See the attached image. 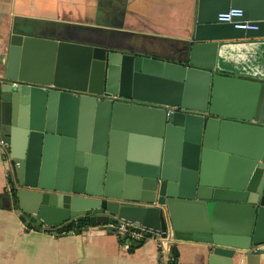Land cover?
I'll use <instances>...</instances> for the list:
<instances>
[{
  "label": "water",
  "instance_id": "water-1",
  "mask_svg": "<svg viewBox=\"0 0 264 264\" xmlns=\"http://www.w3.org/2000/svg\"><path fill=\"white\" fill-rule=\"evenodd\" d=\"M230 7L256 28L218 21ZM35 34L12 28L0 72V146L11 156L20 219L55 228L87 217L109 232L115 219L133 221L208 243L209 264H230L238 252L258 264L264 62L245 45L264 46V0H197L182 59L146 52L145 38L131 33L84 42ZM36 42L50 47L33 66ZM235 42L245 45L232 55ZM68 50L79 61L73 74L59 65ZM135 134L156 138L148 156L132 151Z\"/></svg>",
  "mask_w": 264,
  "mask_h": 264
},
{
  "label": "crops",
  "instance_id": "crops-1",
  "mask_svg": "<svg viewBox=\"0 0 264 264\" xmlns=\"http://www.w3.org/2000/svg\"><path fill=\"white\" fill-rule=\"evenodd\" d=\"M196 4L197 0H0V72L10 32L13 27L19 29L21 26L43 38L59 37L75 42H84L92 34L118 38L127 33L136 34L147 41L146 52L182 59L184 47L190 39ZM244 45L236 42L228 44V51L235 55L244 49ZM49 47L37 42L30 45V63L40 65ZM249 48L264 62L262 43H247L245 51ZM67 54L60 58L59 65L73 74L79 66L78 57L69 50ZM248 55L249 58H257L252 53ZM133 124L140 123L134 121ZM132 142V151L146 157L154 150L156 138L135 134ZM10 159V153L0 146V264L166 263L160 257L155 238L124 248L122 239L113 231L98 225L89 224L78 233L74 230L47 232L44 226L26 225L20 219L18 210L13 208L9 189L12 180ZM64 164V159L57 158L56 166ZM207 167L212 172L218 167L214 156L209 157ZM84 185H87L86 180ZM172 246L177 251L175 264H209L210 250L206 242L173 238ZM212 264L226 263L216 260ZM230 264L251 262L238 252ZM258 264H264V256Z\"/></svg>",
  "mask_w": 264,
  "mask_h": 264
},
{
  "label": "built area",
  "instance_id": "built-area-1",
  "mask_svg": "<svg viewBox=\"0 0 264 264\" xmlns=\"http://www.w3.org/2000/svg\"><path fill=\"white\" fill-rule=\"evenodd\" d=\"M242 15V8L230 7L225 11L219 12L217 14V19L218 21L232 23L235 27L241 29L256 28V24L252 19H246ZM12 84L15 85L16 83L13 82ZM173 109H169L167 112H170ZM76 220L77 219H73L66 223H70ZM65 224L59 225V227ZM108 225L110 229L119 237V239H122V246L124 248H128L130 245L139 243L140 241H143L145 239L155 238L158 241V246L160 248V257L161 259H163V262L167 263V261L172 260L170 248L173 237L170 231H167V234L165 236H161L160 233L147 229L141 223L125 221L121 219H115L113 223Z\"/></svg>",
  "mask_w": 264,
  "mask_h": 264
},
{
  "label": "trees",
  "instance_id": "trees-1",
  "mask_svg": "<svg viewBox=\"0 0 264 264\" xmlns=\"http://www.w3.org/2000/svg\"><path fill=\"white\" fill-rule=\"evenodd\" d=\"M80 222H81V228L89 225V222H88V218L87 217H82L81 219H79ZM79 220H76L74 224H72L71 222L68 223L69 225V229L68 230H75L77 227H78V222ZM28 226H31L32 224H27ZM47 232H51L54 230L55 233L57 232H63V231H68V230H65L64 229V226H58V227H55V228H50V227H45L44 228ZM132 248V246H131ZM171 255H172V260L169 262L170 264H175L176 261H177V251L175 249L174 246L171 247Z\"/></svg>",
  "mask_w": 264,
  "mask_h": 264
}]
</instances>
